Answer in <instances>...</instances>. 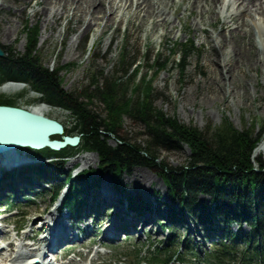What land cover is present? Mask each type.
<instances>
[{"label":"rangeland","instance_id":"1","mask_svg":"<svg viewBox=\"0 0 264 264\" xmlns=\"http://www.w3.org/2000/svg\"><path fill=\"white\" fill-rule=\"evenodd\" d=\"M189 1L183 0L177 3L175 0H171L172 21H168L164 25L158 24L153 27L158 20L154 15L147 16L142 20L143 12L134 13L135 4L133 2L128 9H119L107 26L104 27V20L101 19L86 31L84 25L76 17L73 9L74 4L68 6L58 23L51 28V18L48 17L47 9H43L40 0H31L28 4L22 5L17 0H0V45L23 52L28 42V37L23 32L24 25L27 23L30 27L37 26L36 48L42 65L50 70L58 68L62 88L67 92L77 93L83 92L87 88H94L91 82L92 74L96 76L99 85L104 78L113 76L114 68L120 62L121 55L125 53L126 60L134 59L140 62L137 67L138 76L129 87L128 95L131 94L134 84L140 83L144 78L145 83L149 82L154 87L153 106L168 116L176 118L179 122L203 130L209 124L219 125L222 121L227 120L240 130L249 129L253 126L252 135L256 136L264 122V78L261 67H258L259 73L256 75L254 69H249L243 65L236 71L235 80L232 76V81H230V77H227L224 83L230 94H226L225 97L220 92L211 89L212 85H208V82H211V77L217 76V72L221 68L219 60H221L220 52H222L212 41L211 36H216L221 29L222 19L219 17L214 27L204 23L200 26L201 29L197 28V8L193 11L184 10ZM22 8L23 10L20 11ZM36 10H40L42 15L34 17L33 13ZM261 24L264 27V23L261 22ZM254 33V41H258L256 29ZM47 35L50 37L44 41ZM239 37L241 34L236 35L237 41ZM93 39L95 40L92 43ZM75 41L77 44H73ZM190 41L194 42L195 49L186 58L183 69L179 66L182 58L179 45ZM232 46L227 43L225 49H231ZM146 56L150 57L148 61ZM243 85L246 88H243ZM30 90L26 84L23 89L17 91L5 92L0 90V95L7 99H14L17 103L16 106L19 107L29 108L41 104L42 102L38 100L40 94ZM48 106L49 109L43 113L45 116L61 122L66 130L76 125V120L69 111ZM92 108L100 112L103 104L99 100H95ZM122 132L128 137L140 141L143 138L140 133L144 132V125L125 116ZM260 137L256 149L263 140L264 132ZM55 138L57 137L55 136ZM108 143L114 146L116 142L110 138ZM188 155L189 150L185 146L161 151V158L166 166L174 169L181 167ZM259 156L264 162V150L254 151L253 158ZM36 160L40 165H46V169L51 170L52 175L58 176L59 180H63L66 173L72 171L76 165L78 168L73 173L83 169L97 171L98 166L97 154L92 152L75 154L68 160H59L56 161L57 163H51L52 161L44 159ZM57 173L60 174L57 175ZM140 173H144L148 178L136 191L135 177ZM94 176L98 177V173H95ZM100 181L104 187H110L115 192V201L120 199L119 195L124 190L126 191L122 196L124 199L132 197L149 203L151 209L156 206L159 207L160 212H155L157 216L168 211L171 196L167 187L161 177L148 168L133 167L128 171H123L120 177L121 188L115 184L110 174L101 176ZM11 185L20 187L22 184L12 182ZM50 185L51 182L45 181L41 184H33L36 190L42 187L47 188ZM153 197L159 198L160 201L153 202ZM87 200L91 199L88 198ZM14 201L16 204L19 202L18 210L0 215V221L5 219L7 222L4 229L2 226V230L9 231L8 236L11 240L15 236L13 227L22 225L24 227L23 232H28L37 217H47L48 213L54 210L58 204L56 202L50 206V197L42 194L32 197L31 201L28 202L23 199L18 200V202L17 200ZM177 202L173 204L174 211L179 210ZM210 202V196H199L194 208L195 211L200 212L202 206ZM124 207L123 204L121 208ZM1 208L3 210L6 206L2 205ZM121 208L117 206L115 209L122 210ZM109 211L114 213L112 208ZM109 211H107V218L105 214L100 217L101 221H104V218H106L105 220L112 219L114 214ZM54 217H56V213ZM216 219L215 224L221 225L222 217L220 214H216ZM194 220L195 218L191 217L189 227L175 230V238L173 239L174 244L181 246L185 252L184 259L188 261V264H200L203 251L209 249L212 242L218 241L215 236L206 237L205 230L201 229L197 221L195 224ZM154 221L150 222L148 228L145 227L143 232H140V227L135 228V233L127 240H123V236H121L120 241L111 242L112 247L109 249H100L93 245L86 247L85 243L89 245L88 240L92 239L94 233L87 238L88 240L79 241L80 243L75 245L76 251L86 254L89 260L98 248V255L96 256H100L98 261L103 264H149L148 255L153 251V247L160 245L170 235L161 227L162 224L166 223L164 219L160 220V224H155ZM142 222L143 220L140 219L139 223ZM108 224L110 223L108 222ZM77 225L83 227L84 222H79ZM37 226L35 225L33 229H37ZM94 226L98 227V224ZM101 228H99L100 234L94 235L92 240L99 242L103 234H107V228L105 230ZM150 229L151 232H149ZM231 229L237 230V225L233 223ZM90 230L91 228H86V233L89 234ZM242 230L247 232L249 227L243 224ZM84 237L83 235L81 238ZM14 244L17 245L18 242L14 240ZM8 248L5 249V253L10 252ZM77 260L78 258L75 257L74 261L77 262Z\"/></svg>","mask_w":264,"mask_h":264},{"label":"trees","instance_id":"2","mask_svg":"<svg viewBox=\"0 0 264 264\" xmlns=\"http://www.w3.org/2000/svg\"><path fill=\"white\" fill-rule=\"evenodd\" d=\"M23 32L28 37L23 52L0 45L5 52L0 57V85L8 81L27 84L40 94V102L69 111L76 125L69 130L64 128V133L80 136L77 147L66 146L58 151L48 147L40 150L25 148L27 154L49 161L68 160L75 154L87 152L96 153L98 157L97 171H81L76 177L69 173L63 181L56 176L50 188L42 193L54 201L59 196V189L66 185L64 206L77 212L85 199L81 192L91 186V182L98 184L101 176L110 174L119 183L123 171L145 167L156 172L166 185L171 196V211L178 201L181 212L194 216L197 198L207 195L211 198L210 205H205L199 216L196 213L201 221L215 219L214 206L222 213L227 225L222 231L229 244L221 242L206 252L203 258L206 264H264V162L260 156L253 158L264 132V122L256 136L252 135L253 126L240 130L227 120L219 125L209 124L203 130L185 125L153 106L154 87L145 83L144 78L134 84L128 95L129 87L138 76L140 62L126 60L125 53L114 68V75L104 78L100 85L92 74L93 89L67 92L61 86L58 68L50 70L42 65L36 48L37 26L30 27L26 23ZM179 48L182 52L179 66L184 69L186 58L195 49L194 42L182 43ZM149 59L146 56V60ZM95 100L103 104L100 112L92 108ZM2 104L17 105L14 99L0 95ZM125 116L143 123L140 141L122 132ZM110 138L115 140L114 146L108 143ZM183 146L189 150L185 163L175 169L166 166L161 151ZM97 172L99 175L95 177ZM129 201L131 206L137 204L132 198ZM209 207L210 212H207ZM236 221H244L250 231L231 232L228 226ZM170 242L162 243L163 252L160 246H155V253H149L152 264L185 263L180 248H172ZM237 244L244 247L239 250Z\"/></svg>","mask_w":264,"mask_h":264},{"label":"bare ground","instance_id":"3","mask_svg":"<svg viewBox=\"0 0 264 264\" xmlns=\"http://www.w3.org/2000/svg\"><path fill=\"white\" fill-rule=\"evenodd\" d=\"M31 0H17L18 3L28 4ZM43 9H47L48 17L51 18V28L54 27L55 24L58 23L60 18L63 16L64 12L68 8L69 5L74 4V12L76 13V17L78 20L84 25V29L87 31L92 28L97 21L104 20V27L107 26L112 20L114 14L119 9H128V7L134 2L135 11L134 13H138L140 11L143 12L142 20L147 16L154 15L158 18L156 24L153 27L159 25H164L168 21H172V13L170 10L171 0H40ZM183 0H175V2L179 3ZM231 7V10L229 8ZM197 8V25L196 27L201 29V25L207 23L212 27L215 26V22L221 17V29L217 32L216 36H211L212 41L218 46L222 52H220L219 64L221 68H219V72H217V76L211 77V82H208V85H212L211 89L214 91L220 92L224 97L226 94H230L228 88L225 87L224 80L227 77H230V81H232V77L235 80L237 75L236 71L241 68V66H245L247 68H252L255 71V74L258 75L259 68L261 67L262 76L264 78V27L261 22L264 23V0H190L188 4L185 5L184 10ZM23 8L20 10L22 11ZM42 12L40 10H36L33 13L34 17L41 16ZM47 16V15H46ZM89 16V18H87ZM174 23V22H173ZM152 27V28H153ZM256 29V33L258 34V41H254V30ZM195 32L197 30L195 29ZM241 34L239 40H236V35ZM51 35V34H50ZM47 35L44 38V41L50 37ZM95 39L92 40V43ZM229 43L232 46L231 49H225L226 44ZM77 44V41L75 43ZM232 76V77H231ZM25 85L19 83H5L0 86L1 91L9 92V91H17L23 89ZM243 88H246L243 85ZM49 109V106L46 104H39L31 110L43 114L45 111ZM61 123V122H60ZM62 124V123H61ZM52 138H55L53 136ZM56 139V138H55ZM257 151L264 150V137L259 147L256 149ZM20 149L17 148L13 151L6 152L5 157H1V163H9L11 164L14 161H19L20 163H27L23 158H21V154H19ZM75 161V160H73ZM72 161V162H73ZM71 162V163H72ZM86 163V162H85ZM23 168V166H22ZM25 169V168H24ZM29 170V168H27ZM26 170V169H25ZM17 177H12V179L5 181V184L0 185V195L4 193L3 191H7L11 188H19L14 187L15 185H11L12 182H19L21 184L19 175ZM37 176L34 174L32 179ZM147 175L144 173L137 174L135 177L136 183V191L139 189V186L143 184V182L147 181ZM98 195L99 200L102 202L103 209L106 210L108 208L114 209L113 212H109L114 214L111 220L97 221L93 223L98 224V227L101 229H106L107 234H103V238L107 239L108 235L115 237L119 228L122 225L127 226V230L131 232L135 229V227H142V231L145 230V227L149 226V223L156 220L159 216L156 214L159 213V207L150 208L149 203L142 202L139 199H135L137 205L133 208L129 204H126L122 195H119V200L115 201L116 195L115 192L111 190L110 187H104L102 185V192ZM115 195V197H113ZM114 199V200H111ZM124 208H121L123 206ZM120 207L122 210L115 209L116 207ZM107 212V211H105ZM157 212V213H155ZM55 211L52 210L48 213L47 217L44 218L43 229H45V233H48L53 228V221L55 219ZM110 214V215H111ZM107 215V214H106ZM111 217V216H110ZM143 220L142 223H139V220ZM108 222L110 224H108ZM155 222V221H154ZM6 223V222H5ZM90 224V222H88ZM141 224V225H140ZM38 227V226H37ZM96 227V226H95ZM96 227V228H98ZM64 230L68 231V227H64ZM97 232H101L98 228ZM31 233V230L29 231ZM28 232H24L22 234L17 233L16 237L11 240L8 236V231L2 230L0 228V241H5L6 246L10 248L11 253L9 255L4 254V248L0 249V263L3 264H16L13 259H11V254L13 252H17L21 255H25L24 258H31L32 253L39 254V257L43 256L45 252H40V248L33 247L35 244L31 245V249L25 248V243L23 245H15L14 240L19 243H23L26 240V237L30 235ZM68 234V233H67ZM69 236V234H68ZM141 236V234H140ZM71 237V236H70ZM102 238V239H103ZM103 239V240H104ZM93 242L92 239L88 240V244ZM30 245V244H29ZM94 255H98L96 251ZM56 258V252L54 254ZM47 258V257H45ZM45 260V259H44Z\"/></svg>","mask_w":264,"mask_h":264},{"label":"water","instance_id":"4","mask_svg":"<svg viewBox=\"0 0 264 264\" xmlns=\"http://www.w3.org/2000/svg\"><path fill=\"white\" fill-rule=\"evenodd\" d=\"M5 52L0 46V57ZM24 85V83H19ZM64 126L59 121L31 109L0 105V154L17 148L59 150L66 145H77L79 135H63ZM63 135L61 139L53 136Z\"/></svg>","mask_w":264,"mask_h":264}]
</instances>
